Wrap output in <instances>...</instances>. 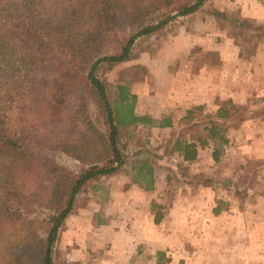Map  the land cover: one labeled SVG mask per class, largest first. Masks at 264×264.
Wrapping results in <instances>:
<instances>
[{
    "label": "trees",
    "instance_id": "obj_1",
    "mask_svg": "<svg viewBox=\"0 0 264 264\" xmlns=\"http://www.w3.org/2000/svg\"><path fill=\"white\" fill-rule=\"evenodd\" d=\"M207 1L0 0V264H67L55 259V244L90 180L129 172L132 183L155 188L154 161L139 157L140 151L128 156L120 140L123 130L170 127L172 119L136 113L130 84L144 67L118 71L114 96L106 72L135 59L142 37L166 32L169 22ZM212 14L252 33L256 46L248 54L264 42V23L216 9ZM200 57V64L218 62L217 51ZM230 102H218L215 114L203 118V106L187 110L163 155L178 154V165L189 163L210 139L217 160L228 143ZM54 149L80 167L56 162L47 155ZM152 209L158 224L162 206L152 203Z\"/></svg>",
    "mask_w": 264,
    "mask_h": 264
},
{
    "label": "rangeland",
    "instance_id": "obj_2",
    "mask_svg": "<svg viewBox=\"0 0 264 264\" xmlns=\"http://www.w3.org/2000/svg\"><path fill=\"white\" fill-rule=\"evenodd\" d=\"M178 21L181 20L177 18L169 22L167 31L162 34H152L142 37L135 43L133 49L137 54L135 59L120 63L111 71L106 72V78L111 84V95L114 96L115 93L113 91L118 84V71L135 65L144 68L143 70L137 69L140 79L132 82L130 88L133 92L137 90L141 91L140 93L142 94L144 93L143 98L146 104L148 103L147 99L150 97L153 98L152 102L154 105L162 102L164 106L167 107V100L181 93V85L177 83L175 78L177 76V78L184 77V72L186 71L183 72V70L188 69L184 64L185 68L183 65L180 66L181 62L190 60L191 69L197 71L198 67L202 65L200 64V56L205 51H196L194 53L196 49H191L192 51L190 50L189 54L187 52H182L180 57L171 59L172 52L165 50L164 43L162 45L161 43L168 35L170 36L176 32L179 25ZM219 21L221 23V29L225 32L226 36H230L229 33H231V31L237 33L238 36L234 42L236 44L238 42V44L241 45H238L240 46V51L238 52L239 57L243 60L249 59L254 53L248 54L247 50L256 46L255 39L251 38L252 33L246 30H242L240 33V31L232 28L231 25L223 19ZM262 44L264 47V42L260 41L256 48ZM166 61H169V64H167L168 62ZM241 63L242 66L239 73H236V71L230 68L221 67L218 69L220 71L222 88L225 82H227L226 80H232L234 76H243V78H245V76H251L250 73H248V68L244 66L246 63L243 61ZM256 74L261 75L264 73L258 72ZM222 79H225V82H223ZM135 82H137V84H133ZM260 93L253 98L258 108H250L251 106L249 103L245 104L243 102L231 101L227 105L229 111L233 115V119L225 123L226 134L229 136L227 139H229L228 141L230 142L222 148L221 162L218 165H212L209 158L211 153L210 147L203 148L201 155L203 161L198 167L188 164L178 165L180 161L175 154L163 155L165 140L170 137V133L173 130L179 128V125L166 131L153 130L147 127L126 129L123 130V136L120 140L128 156L131 157L134 153L140 151L141 155L139 157H149V159L154 161L157 181L160 184L158 185L159 191L162 193L166 192V196L157 197V201L163 203V212H165V209L170 208L173 203L178 205L188 203L194 206L199 203H205L208 206L211 205L213 202L214 189L218 186L217 183L222 184L221 187H226L230 181L231 183H237L238 187H240L239 189L245 187L249 188V194H241L239 190L233 192L237 193L235 196V198L237 197V204L246 202L253 207L249 214L250 218H248V216L246 217L247 220H250L251 224L250 229L246 228L247 234L243 235L242 229L239 228L238 231H240L241 234L237 231L239 236L230 237L227 228L223 229V233L219 234L220 237H218L216 230L213 229L214 225L211 224L210 220L206 222H208L212 228H207L203 225L204 220L202 218H192L197 213H182L181 211L170 213L167 210L168 214H173V218H168L166 225L169 227L166 228L163 220L157 225V228L155 227L153 229L155 233V244L138 245L133 242L132 244L129 243V245H126L123 237H119L121 239L117 240L115 246L111 247V244L107 246L109 247L108 252L99 251L98 248L97 250H92L94 259L91 261L94 264L98 259L104 264L108 258L112 261H119L123 254H125L126 257L130 255V261L127 264H157L158 258L162 260L160 264H264V139L262 138L264 132L259 131V129L255 127L252 130L253 132L248 131L247 125L251 123V121H249L251 118L246 116L247 110L250 111L253 109L254 111V109H257L258 111H264V99ZM222 97L220 103L230 99L228 98L226 100V94L223 93ZM158 107L159 108L156 109L157 113L164 110L162 106ZM213 107L215 106H205L203 108L204 110L198 115V118H203L202 116L205 115V113L211 114L214 109ZM141 110L144 109L141 108ZM92 111L94 112V107H92ZM259 121H261V119L254 120L252 123L256 122L262 125V122ZM138 139L140 143H138ZM142 141L145 142L142 143ZM47 155L69 169H78L80 167V163L77 160L55 149L54 151L48 152ZM164 174H167V181L164 178ZM117 175L127 176L128 178L125 177V180L130 179L129 172L101 176V178L103 177V180L106 178L114 179L113 182L114 185H116L118 179ZM158 175H161L160 178ZM94 180L88 181L84 189L78 194L74 209L68 215V217L71 215L72 222L74 218L76 219V216H73V214L79 211L83 213L82 219L87 218L89 220L92 218L93 224H100L106 220L104 219V217H106V212L100 209L98 212H92V209L96 207L93 201L94 197L103 200L106 194H108V190L107 192L105 190H97L94 193V184H91ZM119 180H121V184L124 183L123 178ZM97 183L101 182L97 181ZM232 185L231 190H233ZM202 188L205 189V193H203V195H197V190ZM182 194H185V196ZM259 200L262 202L258 205ZM89 202H91L89 204L90 208L85 207ZM36 213L43 214V211L37 209ZM116 214L117 211L109 213V215ZM183 214H189L190 218L188 217L182 220L181 215ZM238 220L239 223L242 224L244 216L241 214ZM171 226L172 229L170 230ZM202 228H204V231ZM118 229H120L119 226ZM128 229L132 231L133 227ZM165 230L168 234H170V231H173V239L171 242H165L163 239L164 233L166 232ZM203 232H205V234L200 236ZM182 237H184L183 240L181 239ZM55 248L56 260L61 261V259L65 258V260L67 259V264H79L78 262H72L68 259V247H65V244L60 242V238L55 244ZM97 251L99 252L97 253ZM157 251L162 253L159 257L156 253ZM95 253L97 254L95 255ZM154 260L156 263H154Z\"/></svg>",
    "mask_w": 264,
    "mask_h": 264
},
{
    "label": "crops",
    "instance_id": "obj_3",
    "mask_svg": "<svg viewBox=\"0 0 264 264\" xmlns=\"http://www.w3.org/2000/svg\"><path fill=\"white\" fill-rule=\"evenodd\" d=\"M213 9L227 13H235L242 18H247L259 24L264 23V0H208L198 11L179 17L178 20L181 21H178L179 25L176 32L170 36L168 35V37L161 43V45L164 43L165 50L172 52L171 59L180 57L182 52H187L189 54L191 49H200V51L205 52L217 51L218 64H202L198 67L197 71H194L191 69L190 60L182 61L180 66L184 64L188 69L183 70V72L186 71L184 72V77L177 78V76L175 78L177 83L181 85V93H179L178 96L174 95L171 99H168L167 107H165L162 102L154 105L152 102L153 98L150 97L147 99L148 103L146 104V102H144L145 99L143 98L144 93L142 94L140 93L141 91L137 90L134 92L132 91L137 96L135 107L137 114H148L152 117H160V115L165 114L169 115L172 119V126L170 127H151V129L158 131L171 130L177 125L179 119L186 114L187 110L195 106L205 107L213 105L215 107H213L214 109L211 114H215L219 107L218 102L220 103L223 98L222 93L226 94V100L230 98L228 100L232 102L249 103L251 106L250 108H258L257 105H255L256 102L253 98L254 96L259 95L260 92L264 99V74H256L258 72L264 73L263 44L256 48L254 54H252L249 59L243 60L240 58L238 53L240 51V46L234 42V38L225 35V32L221 29L220 21L212 14ZM242 61L246 63L244 66L248 68V73H250L251 76H245V78H243V76H234L232 80L227 79V82H225V79H222V81L225 82V88H222L219 74L220 71L218 69L221 67L230 68L236 71V73H239ZM166 62L169 64V61ZM184 65L183 67L185 68ZM133 84H137V82ZM158 106H162L164 110L157 113L156 109L159 108ZM141 108L144 110H141ZM246 116L251 118L249 120L251 123L247 125L248 131L251 132L255 127L256 129H259V131L264 132L263 110H247ZM257 119H261L259 122H262V125L256 122L252 123ZM226 137L228 138L229 136L226 134ZM262 138L264 139V135ZM214 145V142L208 139L207 144L203 148L210 147L211 153L209 158L212 165H218L221 162L222 154H218L217 160L212 158V152L215 147ZM203 148H198V155L194 161L185 164L195 165L196 167L200 166L203 161L201 158ZM175 155L181 162L180 156L178 154ZM118 176L119 175H117L118 179L116 185H114V179L106 178L104 181L103 177L95 179L94 182L91 183L94 184V193L97 190H105L106 192L108 190L105 199L101 200L94 197L93 200L96 207L92 209V212H98L99 209L106 212V217H104L106 220L104 222L93 224L92 218L89 220L87 218L82 219V211L73 214V216H76V219L74 218L73 222L71 220V215L66 219V227L60 235V242L64 243L65 247H68V259L72 262H78L79 264H94L91 261L94 259L92 250H97L98 248L99 251L108 252L109 247L107 246H109V244H111V247L115 246L117 240L121 239L119 237H123L126 245H129V243L132 244L133 242L138 245L155 244V233L153 229L155 227L157 228V225L163 220L166 228L169 227L166 225L168 218H173V214H168L167 210L170 213L177 211H181L182 213H197L192 218H202L204 220L203 225L207 228H212L208 222H206L210 220L211 224L214 225L213 229L216 230L218 237H220L219 234L223 233V229L228 228L230 233L229 236L236 237L239 236L237 233L239 228L242 229L243 235L247 234L246 228H251L250 220H247L246 217L248 216V218H250L249 214L253 207L246 202L237 204V197L235 198L237 193H233L234 191L236 192L239 190L241 191V194H249L248 192L250 189L246 187L239 189L240 187H238V184L235 182L231 183L229 181V184L226 187H221L222 184L217 183L218 186L213 192V202L209 206L205 203H199L195 206L189 205L188 203H182L179 205L173 203L170 208L165 209L166 213L164 212L163 219L156 224L154 223V210L152 209V203L161 205L163 210V203H159L157 197L166 196V192L162 193L159 191L160 189L158 188V185L160 184L157 181V173H155V188L149 191L132 183L130 179L125 180V177L128 178L125 175ZM158 176L160 178L161 175ZM120 178H123L124 183H120ZM164 178L167 181V174H164ZM97 181L101 183H97ZM230 184H233V190H231ZM197 193V195H203L205 189H198ZM182 195L185 196V194ZM260 202L262 201L259 200L258 205ZM90 203L91 202L85 205V207L90 208ZM114 211H117L116 215H109V213ZM241 214L244 216L242 224H240L238 220V218L241 217ZM188 217L190 218L189 214L181 215L182 220H185ZM118 226L120 229H118ZM130 227H133L134 231H130L128 229ZM171 229L172 226L170 227V230ZM202 230L204 231V228H202ZM238 232L240 233V231ZM167 234L168 232L166 231L163 239L165 242H171L173 239V231H170L168 236ZM203 234H205V232L200 236H203ZM183 238L184 237L181 239L183 240ZM99 251H97V253ZM97 253H95V255ZM129 261L130 255L126 257V255L123 254L119 261H112L108 258L105 264H127ZM154 263H156L155 260ZM95 264L104 263H101V260L98 259L95 261Z\"/></svg>",
    "mask_w": 264,
    "mask_h": 264
}]
</instances>
